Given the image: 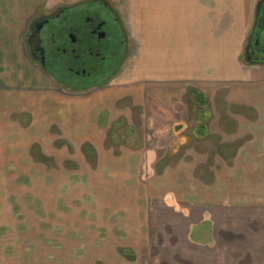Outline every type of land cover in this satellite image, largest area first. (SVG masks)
Masks as SVG:
<instances>
[{
  "label": "rangeland",
  "instance_id": "374dc122",
  "mask_svg": "<svg viewBox=\"0 0 264 264\" xmlns=\"http://www.w3.org/2000/svg\"><path fill=\"white\" fill-rule=\"evenodd\" d=\"M52 1L56 10L86 0ZM101 1L120 16L134 0ZM260 3L235 41L240 64L224 59L232 34L220 27V54L190 79L179 77L174 45L130 39L112 74L76 92L31 67L26 45H0V264H264L263 147L248 156L264 131L217 129L204 115L257 100L264 64L245 50ZM194 120L207 128H189ZM183 208L204 222L180 221Z\"/></svg>",
  "mask_w": 264,
  "mask_h": 264
},
{
  "label": "crops",
  "instance_id": "0c3cea01",
  "mask_svg": "<svg viewBox=\"0 0 264 264\" xmlns=\"http://www.w3.org/2000/svg\"><path fill=\"white\" fill-rule=\"evenodd\" d=\"M51 1L0 0V45H25L26 35L30 26L38 16L48 14L51 11L52 2H55ZM253 2L254 0H134L132 2L133 5H129L126 15H122L123 11L121 10L119 12L122 23L125 22L123 25L127 34L128 44L131 39L133 45H169L168 51L174 45L176 52H172L175 55L173 61L178 67V72L181 73L179 77L182 75L183 78L190 79L193 74H195L194 76L197 75V68L194 69V66L204 64V62L200 61L201 59H212L213 52L220 54L218 46L214 49L212 47V45H219L220 38H218V33L220 32V27L224 29L223 33H227L228 40L230 34H232L230 42L233 44L225 48V55L222 53L224 59L228 60L230 57L231 60H234L233 63L227 61L229 65L240 64L242 53L240 52V46L238 47L239 52L237 51L235 41L237 40L240 43V38L247 32L245 28L249 26L252 18ZM131 7L134 9L130 10ZM229 11H231L230 15H223V13ZM224 17H230V19L225 21L223 20ZM233 18H238L239 22L237 20L234 22ZM201 45H211V48H204V51ZM0 50L2 51L1 47ZM163 57L165 61H162L161 65H163L164 70V66L167 64L166 59L169 58L168 55ZM2 58L6 59V56L4 55ZM3 59H1L0 65L8 64ZM35 66L31 64V67ZM158 66L160 65L158 64ZM40 72L41 75H46L42 73L44 72L42 69H40ZM157 72L159 73L160 71ZM2 74L5 75L3 71ZM257 76V80L253 79L254 82L258 83L257 90L259 94L257 100H255L256 97H253L254 95H251L256 93L249 90L246 93L249 98H253L245 102L242 108L231 109L224 106H216L215 109L205 108L204 115L208 116L211 114L212 116L215 114V120L219 124L217 129L264 131V70L260 71ZM201 110L199 108L195 109L191 105L187 113L195 116ZM164 111L163 113L168 115L171 113L169 108ZM178 122H180V128H188L187 126H182L185 123L181 120ZM193 124L195 125L189 128H207L201 122L195 121ZM248 145L252 146L248 149V152H250L248 156H253V147H257V149L263 147L264 150V138L250 141ZM231 146L234 147L233 144ZM228 147L223 149L222 154H233L232 159H234L236 155L235 149ZM37 148L39 149V147ZM246 150L247 147H242L240 151L244 153ZM257 155L256 153L254 158ZM254 158L248 157L252 161ZM165 208L173 212L177 211L174 206L168 204ZM186 208H183L184 211H179L178 213L180 221L182 220L184 223L188 221V226H198L204 222V214L201 215L199 221L194 222L191 220L190 214H186Z\"/></svg>",
  "mask_w": 264,
  "mask_h": 264
},
{
  "label": "flooded vegetation",
  "instance_id": "af4514ba",
  "mask_svg": "<svg viewBox=\"0 0 264 264\" xmlns=\"http://www.w3.org/2000/svg\"><path fill=\"white\" fill-rule=\"evenodd\" d=\"M245 50L249 64H264V0ZM32 63L71 91L96 86L114 72L123 46L129 45L117 10L101 0H86L38 16L26 35Z\"/></svg>",
  "mask_w": 264,
  "mask_h": 264
}]
</instances>
